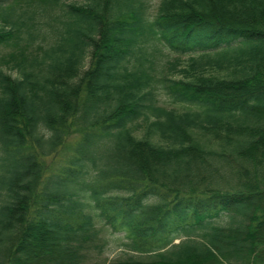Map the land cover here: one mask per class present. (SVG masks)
I'll list each match as a JSON object with an SVG mask.
<instances>
[{"label": "trees", "instance_id": "obj_1", "mask_svg": "<svg viewBox=\"0 0 264 264\" xmlns=\"http://www.w3.org/2000/svg\"><path fill=\"white\" fill-rule=\"evenodd\" d=\"M0 53V264H264V0H0Z\"/></svg>", "mask_w": 264, "mask_h": 264}, {"label": "rangeland", "instance_id": "obj_2", "mask_svg": "<svg viewBox=\"0 0 264 264\" xmlns=\"http://www.w3.org/2000/svg\"><path fill=\"white\" fill-rule=\"evenodd\" d=\"M152 1V6L157 7L160 3L161 0H151ZM6 51L3 50L2 53H5ZM1 54V53H0ZM204 74L206 75H216V76H221L223 78H230L228 77L230 74L229 70H221L218 68H206V70L204 71ZM176 78L181 79L183 78L181 73L176 74ZM224 174V179L222 181H226V183H234V181L230 178V176L228 174H226L225 172ZM230 222V218L228 216H224L222 218H220L218 220V223L220 225H227ZM103 236V235H102ZM107 242L109 245L107 247L104 248L103 253L100 254L98 251V256L100 258H98L99 263L101 264H109L110 261H113L117 258H125L127 255L124 253L123 249H120L117 247V243L110 242V238L108 236V234H104L103 236V240L101 241L102 244H104V242ZM100 254V255H99ZM130 255H135L137 256V254H130ZM106 260H108V263L106 262Z\"/></svg>", "mask_w": 264, "mask_h": 264}]
</instances>
